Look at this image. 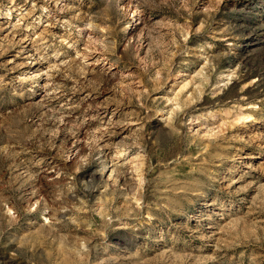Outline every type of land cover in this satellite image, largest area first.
<instances>
[{"label":"rangeland","instance_id":"rangeland-1","mask_svg":"<svg viewBox=\"0 0 264 264\" xmlns=\"http://www.w3.org/2000/svg\"><path fill=\"white\" fill-rule=\"evenodd\" d=\"M0 264H264V0H0Z\"/></svg>","mask_w":264,"mask_h":264}]
</instances>
